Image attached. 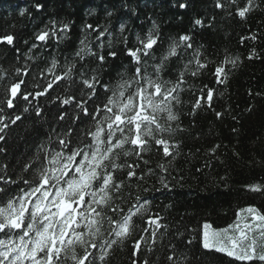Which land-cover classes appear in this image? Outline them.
<instances>
[{
    "label": "trees",
    "instance_id": "1",
    "mask_svg": "<svg viewBox=\"0 0 264 264\" xmlns=\"http://www.w3.org/2000/svg\"><path fill=\"white\" fill-rule=\"evenodd\" d=\"M263 220L264 0H0V264H264L203 242Z\"/></svg>",
    "mask_w": 264,
    "mask_h": 264
},
{
    "label": "rangeland",
    "instance_id": "2",
    "mask_svg": "<svg viewBox=\"0 0 264 264\" xmlns=\"http://www.w3.org/2000/svg\"><path fill=\"white\" fill-rule=\"evenodd\" d=\"M257 214V212H255ZM257 219L261 215L257 214ZM242 224H245L242 223ZM258 230L256 233L248 234V231L241 226L230 228H215L208 223L204 227L203 242L205 247L215 248L224 251L238 258L250 259L253 257L264 258V220L257 222ZM260 239H262L260 241ZM261 244L260 247L257 245Z\"/></svg>",
    "mask_w": 264,
    "mask_h": 264
},
{
    "label": "water",
    "instance_id": "3",
    "mask_svg": "<svg viewBox=\"0 0 264 264\" xmlns=\"http://www.w3.org/2000/svg\"><path fill=\"white\" fill-rule=\"evenodd\" d=\"M12 91H13V97H15L17 95V89L14 88ZM68 209H69V205L63 204V206L61 208V216H63ZM15 222H16V220H14V224H15ZM84 263H85V260H83L81 262V264H84Z\"/></svg>",
    "mask_w": 264,
    "mask_h": 264
}]
</instances>
